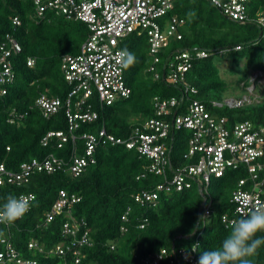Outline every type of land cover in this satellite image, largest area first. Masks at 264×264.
I'll return each instance as SVG.
<instances>
[{
    "label": "trees",
    "instance_id": "1",
    "mask_svg": "<svg viewBox=\"0 0 264 264\" xmlns=\"http://www.w3.org/2000/svg\"><path fill=\"white\" fill-rule=\"evenodd\" d=\"M173 2V9L164 18L178 15L185 19V24L181 28L182 38L173 40L168 47L167 58L178 49L198 48L209 52L207 57L195 59L188 72L189 81L198 88L197 97L208 101L223 100L227 95L233 83L221 73L220 64L226 60L234 72L244 62L234 87H240L241 93H248V87L253 84L254 89L260 91L259 76L251 81L248 70L254 65L264 66L261 27L253 22L230 19L209 0ZM190 10L196 12L191 21L187 17ZM261 13H264V0H251L249 14L256 17ZM16 16L21 19L20 25L13 23ZM6 33L17 37L22 52L13 58L17 74L15 82L9 86L6 95L0 96V164L17 170L23 161L33 157L43 159L49 154L69 157L73 151L71 140L62 147H58L57 137L51 138L48 145L42 143L48 131L67 129L65 109L47 118L36 105V99L43 93L64 98L70 91L71 86L61 69L62 58L80 51L90 33L87 23L54 10L39 16L33 0H0V39ZM238 45L240 49L235 48ZM125 47L137 57V63L125 70L131 95L110 105L97 103L99 118L82 124L80 133L105 127L108 133L126 137L136 123L154 115L156 95L182 96L179 86L155 79L147 71L151 54L146 34L130 33L124 40ZM30 57L36 58L34 65H28ZM165 60L164 57L162 64ZM262 93L264 95V90ZM217 111L232 123L241 120L261 123L264 122V97L260 102ZM174 135H178L179 140L173 156L175 163L180 165L185 162L187 131H176ZM84 141L82 138L77 140L79 153L84 152ZM95 158L96 162L78 176L64 169L52 173L36 171L26 184L0 185V206L6 203L9 194L19 196L34 192L36 195L22 219L8 225L0 224V234H10L22 256L34 258L37 264H146L147 257L162 247L175 246L192 252L193 246L198 244L196 256L199 260L203 251L219 247L228 235L230 226L222 222V216H234L230 199L239 181L247 176L244 166L228 169L222 177L212 181L209 190L215 204L211 214L204 218L203 198L195 188L161 192L155 203L146 206L137 202V193L154 190L163 178L148 171L149 162L136 151L124 145L101 142L95 150ZM63 189L70 195L77 194L80 200L70 206V215L66 208L46 224V213ZM126 212L128 219L123 220ZM71 216L86 220L93 239L91 246L82 247L78 263L72 253L51 252L54 245L69 239L62 230L64 222ZM141 224H145L144 227ZM257 235L264 236V233ZM31 239L47 252L30 249ZM251 259L253 264H264V245Z\"/></svg>",
    "mask_w": 264,
    "mask_h": 264
},
{
    "label": "built area",
    "instance_id": "2",
    "mask_svg": "<svg viewBox=\"0 0 264 264\" xmlns=\"http://www.w3.org/2000/svg\"><path fill=\"white\" fill-rule=\"evenodd\" d=\"M33 1L39 16L54 10L68 18L86 22L90 29L80 51L77 54H66L62 58L61 69L71 86L67 95L61 98L43 93L36 99V105L45 117L49 118L64 108L67 120V129L48 131L42 138L43 145H48L51 138L57 137L58 147L71 140L73 151L69 157L55 154H49L43 159L33 157L23 161L17 170H10L1 163L0 185L26 184L36 171L52 173L64 169L78 176L96 162L97 145L111 142L136 151L149 162L148 171L163 178V182L158 183L154 190H141L135 195V200L141 205L155 203L161 192L195 188L203 198V217L206 218L215 204L209 190L212 181L222 177L228 169L244 166L247 176L239 181L230 199L234 205V216L225 214L222 222L230 226L232 220L241 218L251 209L264 207V122L241 120L232 123L226 115L217 111L252 103L253 88L248 90L251 93L240 97L226 95L223 100L205 101L197 97L198 88L189 81L188 72L195 59L205 58L209 52L198 48L184 51L178 49L167 58L168 47L173 40L182 38L181 28L185 24V19L178 15L164 18L174 7L173 0ZM209 1L230 19L258 24L264 33V13L252 17L249 14L251 0ZM13 23L20 25L21 19L16 16ZM132 32L144 33L148 37L151 59L147 71L155 79L179 86L182 96L156 95L153 99L154 115L136 123L126 137L108 133L105 127L98 131L80 133L82 124L92 123L99 118L97 103L100 106L110 105L131 95L132 89L125 78L126 69L117 62V53L124 49V40ZM235 48L240 49L241 46ZM21 52L22 45L13 33L1 37L0 96L6 95L9 86L16 80L13 58ZM163 56L166 60L162 64ZM35 60L34 57L28 58V65H34ZM260 75L262 72H255L251 80ZM182 130L187 131V150L183 154L185 162L178 165L174 161L173 151L179 138L174 134ZM79 138L85 140L83 153L78 152ZM21 195L29 199L31 208L35 193L25 192ZM79 200L77 194L70 195L68 191L60 190L57 201L46 213V224L66 208L70 215V206ZM128 212L122 216L123 220L128 219ZM121 229L125 228L122 226ZM62 233L69 239L54 245L51 252L61 255L72 253L75 261L80 262L82 247L93 244L86 220L71 216L70 220L64 222ZM0 244V264H37L34 258L20 254L10 234H0ZM197 245L193 246L195 251L192 252L175 246L162 247L150 254L145 263L198 264ZM28 246L41 253L47 252L34 239L29 241Z\"/></svg>",
    "mask_w": 264,
    "mask_h": 264
},
{
    "label": "clouds",
    "instance_id": "3",
    "mask_svg": "<svg viewBox=\"0 0 264 264\" xmlns=\"http://www.w3.org/2000/svg\"><path fill=\"white\" fill-rule=\"evenodd\" d=\"M213 2L216 3L217 0ZM195 16L196 12L193 10L187 13L189 21ZM117 62L127 69L137 63V57L125 47L117 53ZM29 210L28 198L9 194L6 203L0 207V224H12L22 219ZM258 233H264V207L251 209L241 218L232 220L229 233L221 245L203 251L198 264H253L251 257L264 245V236H258Z\"/></svg>",
    "mask_w": 264,
    "mask_h": 264
},
{
    "label": "rangeland",
    "instance_id": "4",
    "mask_svg": "<svg viewBox=\"0 0 264 264\" xmlns=\"http://www.w3.org/2000/svg\"><path fill=\"white\" fill-rule=\"evenodd\" d=\"M243 64H244V62H242L240 64V66L236 68V72H234L233 71V67L229 66V61L226 60V61L221 62L220 68H221L222 75L229 82L233 83L232 84L233 87L229 90V92H227V95H235L236 96L238 94H242V95L247 94V93H241V88L240 87L239 88L238 87H234L235 86V84H234L235 79H237V77L241 75L240 68H241V66ZM258 71L262 72V75H260L258 77V83L260 85V91L259 90H255L254 87H253V84L248 87V90L251 87L253 88L252 89V94H251V98H252L253 102H260V101L263 100V97H264V95L262 93L263 90H264V66H256V65H254L253 67H251L248 70V78L251 80L252 75L255 72H258ZM248 92H250V91H248Z\"/></svg>",
    "mask_w": 264,
    "mask_h": 264
}]
</instances>
